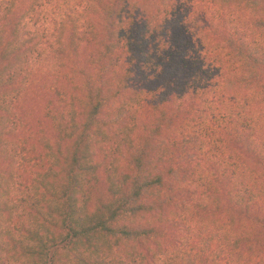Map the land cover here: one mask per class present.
<instances>
[{"label":"trees","instance_id":"trees-1","mask_svg":"<svg viewBox=\"0 0 264 264\" xmlns=\"http://www.w3.org/2000/svg\"><path fill=\"white\" fill-rule=\"evenodd\" d=\"M0 264H264V0H0Z\"/></svg>","mask_w":264,"mask_h":264}]
</instances>
